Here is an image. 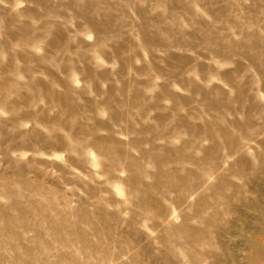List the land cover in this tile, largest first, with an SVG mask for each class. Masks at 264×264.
Masks as SVG:
<instances>
[{
  "label": "rangeland",
  "instance_id": "1",
  "mask_svg": "<svg viewBox=\"0 0 264 264\" xmlns=\"http://www.w3.org/2000/svg\"><path fill=\"white\" fill-rule=\"evenodd\" d=\"M0 264H264V0H0Z\"/></svg>",
  "mask_w": 264,
  "mask_h": 264
}]
</instances>
